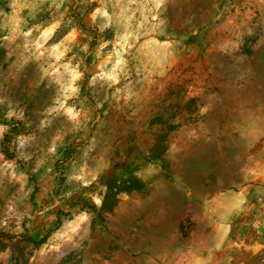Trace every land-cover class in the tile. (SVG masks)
Returning <instances> with one entry per match:
<instances>
[{"label": "rangeland", "instance_id": "obj_1", "mask_svg": "<svg viewBox=\"0 0 264 264\" xmlns=\"http://www.w3.org/2000/svg\"><path fill=\"white\" fill-rule=\"evenodd\" d=\"M0 264H264V0H0Z\"/></svg>", "mask_w": 264, "mask_h": 264}, {"label": "trees", "instance_id": "obj_2", "mask_svg": "<svg viewBox=\"0 0 264 264\" xmlns=\"http://www.w3.org/2000/svg\"><path fill=\"white\" fill-rule=\"evenodd\" d=\"M135 179H132V182L131 183H133V181H134ZM137 180H135V182H136ZM128 188L129 189H131V188H133L131 185L130 186H128Z\"/></svg>", "mask_w": 264, "mask_h": 264}]
</instances>
